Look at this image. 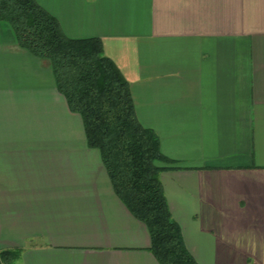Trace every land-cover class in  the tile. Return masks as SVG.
Instances as JSON below:
<instances>
[{"label": "crops", "instance_id": "1", "mask_svg": "<svg viewBox=\"0 0 264 264\" xmlns=\"http://www.w3.org/2000/svg\"><path fill=\"white\" fill-rule=\"evenodd\" d=\"M71 39L98 38L197 264H264V0H36ZM115 195L50 64L0 22V252L20 264H158Z\"/></svg>", "mask_w": 264, "mask_h": 264}, {"label": "trees", "instance_id": "2", "mask_svg": "<svg viewBox=\"0 0 264 264\" xmlns=\"http://www.w3.org/2000/svg\"><path fill=\"white\" fill-rule=\"evenodd\" d=\"M0 22L20 48L50 64L57 91L81 117L87 146L100 153L115 195L148 230L158 264H197L171 216L160 173L172 168L156 134L136 116L130 85L98 38L71 39L36 0H0ZM19 252H0L12 264Z\"/></svg>", "mask_w": 264, "mask_h": 264}, {"label": "rangeland", "instance_id": "3", "mask_svg": "<svg viewBox=\"0 0 264 264\" xmlns=\"http://www.w3.org/2000/svg\"><path fill=\"white\" fill-rule=\"evenodd\" d=\"M12 264H20V262L16 259Z\"/></svg>", "mask_w": 264, "mask_h": 264}]
</instances>
